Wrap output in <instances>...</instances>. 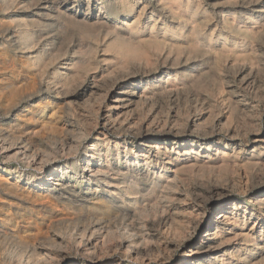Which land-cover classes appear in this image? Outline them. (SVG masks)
I'll return each mask as SVG.
<instances>
[{
  "label": "rangeland",
  "instance_id": "1",
  "mask_svg": "<svg viewBox=\"0 0 264 264\" xmlns=\"http://www.w3.org/2000/svg\"><path fill=\"white\" fill-rule=\"evenodd\" d=\"M131 1L134 6L132 12L126 14L120 9L117 16L111 15L105 19L106 22L116 24L123 30H126L129 24L141 26L139 31L134 32L132 38L130 35L125 36L126 42H118L112 35L107 36L109 32L107 28H101L94 23L86 28L83 25L68 26L63 19L58 21L56 17L53 20L42 21L45 27L38 32L43 35L39 41L54 35L55 38L51 41L55 51L53 53L57 55V58L48 60L46 73H42L39 67L29 64L24 52L16 50L15 43L4 38L6 29H17L20 19L27 22L37 19L30 17V13L24 16L22 13L14 12L15 9L28 10L26 9L28 2L16 5L9 11L0 8V134L3 138L11 140H15L14 136H21L24 144H32L35 146V153L46 158L43 170H35L27 166L23 162V157L2 160V154H0V165L3 170L11 168L14 172L17 169L25 175L30 171L36 174V177H43L47 175L48 165L64 167L68 163L76 171L80 170L79 173L82 175L85 174L82 160L91 158L92 153L89 149L92 144L96 143L101 151L94 160L103 163L106 161L105 155L108 154L110 160L108 163L111 165L124 162L126 154L128 158H134L131 156V150L136 154H142L150 151L149 147L155 144L166 147L169 155L161 157L165 169L158 167L153 169L146 179L139 181L133 179L135 188L132 190L133 194L125 192L126 196L133 198L131 205L137 203L134 208L148 210L147 215H139L138 221L145 225L146 233L141 234L147 240L151 239L148 240L149 242L146 241L151 248L149 249L148 244H144L145 240L142 239L138 247L143 250L147 248L143 251L142 257L132 249L127 251L128 253H122L119 250L114 251L116 248L119 249L120 239L105 238L106 243L113 242L114 249L102 252L105 256L99 264H116L117 261H122L124 264H193L195 262L200 264L206 261V256L198 251V247L220 203L224 205L228 199L241 201L250 211L260 215L257 201L264 202V162H262L264 161V0ZM86 2L85 0L80 4L83 12L79 14V19L96 18L98 9L91 15L86 14L88 5ZM94 2L96 0L92 3ZM111 3L118 5L119 0L116 2L111 0ZM68 4V7H72L74 1ZM98 4L99 7L100 5L108 7L110 2L98 1ZM16 16H19V19L15 23L12 17ZM202 43H204L203 47H201ZM57 70L61 72L59 77H56ZM114 101L116 105L118 104L115 109L112 106ZM42 125L48 128H43ZM15 130L20 132L19 135L13 134ZM71 143H76V147L74 146L72 150ZM61 147L62 149H59ZM63 147L68 154L64 152ZM191 149L197 154L187 155ZM219 150L227 151L229 154L228 164L225 166L218 164L216 157ZM170 156L172 160H177L172 166L168 164ZM176 170L177 179L173 174ZM145 171L146 169L142 168L140 171L136 170L134 174L138 175ZM135 175L134 177H137ZM69 177L67 184H76L73 174ZM15 178L16 176H11V182L24 188L26 176H23L19 182ZM58 179H61V176ZM166 179L175 180V185L165 189ZM98 183L89 184H93L94 187L105 184ZM207 184L226 188L224 190L228 193L227 197L210 200L206 196ZM43 193L38 195L34 192L30 200H26L19 193L16 198L9 199L10 202L3 200L7 206L5 209H10L15 216L17 209L25 210L28 216L34 215L40 219V222L46 223L51 218L53 221L57 215H59L57 219L68 215L67 218L72 221L64 223V226H69L68 230L79 239L78 234L82 224L76 219L81 214L77 209H72L63 202L48 198L52 196L49 193ZM156 203L158 207L155 206ZM83 214H86V210H83ZM90 215L95 221L103 217L96 212ZM262 216L257 220L256 217L251 220L242 232L254 235L263 231L264 212ZM198 220H201L200 225L196 223ZM112 222L114 223V220ZM178 228L183 232L177 230ZM55 229L48 235L57 233ZM240 232L226 239L229 244L224 246L227 248L224 249L230 254L225 259L221 258L224 252L213 256L226 260V264H264V259L257 255L261 250L255 249L249 255L247 249H252L254 244H247ZM66 240L68 242L67 238ZM114 244H118V247ZM125 244L127 246L130 242L125 241ZM144 255L147 257L145 258ZM168 255L171 257L169 258ZM70 258L75 259V254L71 253Z\"/></svg>",
  "mask_w": 264,
  "mask_h": 264
},
{
  "label": "bare ground",
  "instance_id": "2",
  "mask_svg": "<svg viewBox=\"0 0 264 264\" xmlns=\"http://www.w3.org/2000/svg\"><path fill=\"white\" fill-rule=\"evenodd\" d=\"M74 1L72 7H68V3ZM85 0H0V8L3 11H9L10 9L15 8L16 5L23 4L28 2V10L17 11L15 9V13H22L24 16L26 14H31L30 17L37 18L33 22H27L25 20H21L17 24V29H6L5 36L6 40L12 41L16 50L21 51L28 59V63L32 66L39 67V70L42 73H46V69L48 67V60L57 58V55L53 52V45L51 39H54V35L51 38L44 39L39 41L43 35L39 34V30L45 27L42 21L53 20L54 17L59 21L63 19L68 26L70 25H83L88 28L89 24H96V26H100L101 28H107L109 32L108 35H112L115 37L118 42H126V35L133 36L134 32L139 31L141 26L139 24H129L126 30L118 27L116 24H111L106 22V17L111 15L118 14L121 9L124 13H130L134 10V6L132 5L131 0H119L118 5L112 4L111 0H96V2L92 3L94 0H86L88 2L86 14H90L98 9V16L94 19H89L86 17L85 19H79V14L83 12V9L80 7V4ZM98 1L102 2H110L108 7H99ZM116 2V0H114ZM191 1V0H190ZM252 1V0H251ZM86 2V3H87ZM145 2V1H144ZM183 2V1H182ZM139 3V2H138ZM142 5V4H141ZM160 6V5H159ZM140 7V6H139ZM252 7V5H251ZM256 7V6H255ZM176 9V8H174ZM137 10V9H136ZM178 10V9H177ZM159 11V10H155ZM27 12V13H26ZM11 13V12H10ZM191 13V12H190ZM7 14V13H6ZM9 14V13H8ZM154 14V13H153ZM157 14V13H156ZM2 15V14H1ZM21 16V15H20ZM21 16V17H24ZM28 16V15H27ZM124 16V15H123ZM135 16V15H134ZM151 16V15H150ZM189 17V16H188ZM14 22L16 23L19 16L12 17ZM25 18V17H24ZM27 18V17H26ZM11 19V18H10ZM29 19V18H28ZM155 19V18H153ZM152 19V20H153ZM157 19V18H156ZM200 20V19H199ZM193 21V20H192ZM12 22V21H11ZM120 22V21H119ZM170 22V21H169ZM3 23V22H2ZM10 23V22H9ZM63 22V24H65ZM113 23V22H112ZM139 23V22H138ZM151 23V22H150ZM37 24V29H36ZM118 24V23H117ZM120 24V23H119ZM124 24V23H123ZM141 24V23H140ZM165 24V23H164ZM172 25V23H171ZM169 25V26H171ZM60 26V25H59ZM64 26V25H63ZM65 27V26H64ZM63 27V28H64ZM177 27V26H176ZM62 28V29H63ZM144 29V28H143ZM154 29V28H153ZM152 29V30H153ZM157 29V28H156ZM61 30V29H60ZM83 30V29H82ZM158 30V29H157ZM156 30V31H157ZM241 30V29H240ZM42 31V30H41ZM47 31V30H43ZM62 31V30H61ZM145 31V30H144ZM1 32V31H0ZM160 32V31H159ZM62 33V32H60ZM85 33V32H84ZM142 33V32H140ZM145 33V32H144ZM174 33V32H173ZM92 34V33H91ZM105 34V33H104ZM156 34V33H155ZM159 34V33H158ZM161 34V33H160ZM2 35V33H1ZM49 35V32L47 33ZM144 36V35H143ZM1 37V36H0ZM45 37V36H44ZM129 37V36H128ZM142 37V36H141ZM152 38L151 36H148ZM147 37V38H148ZM160 37V36H159ZM3 38V39H4ZM97 38V37H96ZM132 38V37H131ZM130 38V39H131ZM135 38V37H134ZM156 38V37H155ZM168 38V37H167ZM216 38V37H215ZM106 39V38H105ZM112 39V37H111ZM144 39V38H142ZM153 39V38H152ZM157 39V38H156ZM161 39V38H160ZM233 39V38H232ZM136 40V39H135ZM230 40V39H229ZM168 41V40H167ZM171 41V40H169ZM168 41V42H169ZM178 41V40H177ZM191 41V40H190ZM213 41V40H212ZM173 42V41H172ZM61 43V42H60ZM71 43V42H70ZM87 43V42H86ZM130 43V42H129ZM136 43V42H135ZM166 43V42H165ZM174 43V42H173ZM198 44V43H195ZM202 43V46L203 47ZM234 44V43H233ZM130 45V44H129ZM138 45V44H137ZM180 45V44H179ZM226 45V44H225ZM90 46V45H89ZM139 46V45H138ZM137 46V47H138ZM195 46V45H194ZM206 46V45H205ZM204 46V47H205ZM231 46V45H230ZM233 46V45H232ZM108 47V46H107ZM140 47V46H139ZM138 47V48H139ZM143 47V46H142ZM199 47V46H198ZM212 47V46H211ZM1 48V47H0ZM88 48V47H87ZM136 48V47H135ZM207 48V47H206ZM233 48V47H232ZM191 49V48H190ZM210 50V47L208 48ZM88 50V49H87ZM86 50V51H87ZM131 50V49H130ZM134 50V48H133ZM143 50V49H142ZM120 51V50H119ZM123 51V50H122ZM132 51V50H131ZM236 51V50H235ZM251 51V50H250ZM115 52V51H113ZM128 52V51H127ZM153 52V51H152ZM123 53V52H122ZM156 53V52H155ZM225 53V52H224ZM243 53V52H242ZM17 54V53H16ZM60 54V53H59ZM146 54V53H145ZM171 54V53H170ZM200 54V53H199ZM233 54V53H232ZM238 53H236L237 55ZM65 55V54H64ZM85 55V54H84ZM91 55V54H90ZM93 55V54H92ZM158 55V54H157ZM86 56V55H85ZM141 56V55H139ZM146 56V55H145ZM164 56V55H163ZM19 57V56H18ZM63 58V57H62ZM148 58V56H147ZM164 58V57H163ZM169 58V57H168ZM171 58V57H170ZM23 59V58H22ZM65 59V58H64ZM68 59V58H67ZM73 59V58H72ZM128 59V58H127ZM127 59H125L127 61ZM155 59V58H154ZM189 59V58H188ZM215 59V58H213ZM21 60V59H20ZM174 60V59H173ZM178 60V59H177ZM57 61V60H56ZM140 61V60H139ZM149 61V59H148ZM176 61V59H175ZM198 61V60H197ZM8 62V61H7ZM25 62V61H24ZM53 62V61H52ZM70 62V61H69ZM88 62V61H86ZM85 62V63H86ZM151 62V61H150ZM68 63V62H67ZM77 63V61H76ZM79 63H81L79 61ZM78 63V64H79ZM155 63V62H154ZM168 63V62H167ZM176 63V62H175ZM179 63V62H178ZM124 64V63H123ZM170 64V62H169ZM10 65V63H9ZM142 65V64H141ZM178 65V64H177ZM203 65V64H202ZM77 66V65H76ZM81 66V64H80ZM185 66V64H184ZM183 66V67H184ZM83 67V65H82ZM166 67V66H165ZM52 68V67H51ZM196 68V67H194ZM203 68V67H202ZM76 69V68H75ZM80 69V68H79ZM173 69V68H172ZM177 69V68H176ZM20 71V70H19ZM53 71V70H52ZM77 71V70H76ZM142 71V70H141ZM177 71V70H176ZM185 71V70H184ZM183 71V72H184ZM198 71V70H197ZM200 71V70H199ZM30 72V71H29ZM40 72V73H41ZM85 72V71H84ZM186 72V71H185ZM188 72V71H187ZM25 73V72H24ZM33 73V72H32ZM35 73V72H34ZM67 73V72H66ZM78 73V72H76ZM135 73V71H134ZM142 73V72H141ZM189 73V72H188ZM15 74V72H14ZM20 74V73H19ZM38 74V73H37ZM61 72L57 70L56 77H59ZM83 74V73H82ZM73 75V74H72ZM130 75V74H129ZM178 75V74H176ZM199 75V73H198ZM6 76V75H5ZM34 76V75H33ZM82 76V75H81ZM174 76V75H173ZM74 78V76H72ZM133 77V76H132ZM179 77V76H178ZM32 78V76H31ZM42 78V77H40ZM78 78V77H77ZM172 78V77H171ZM174 78V77H173ZM180 78V77H179ZM26 79V78H25ZM68 79V78H67ZM178 79V78H177ZM181 79V78H180ZM51 80V79H50ZM172 80V79H171ZM196 80V78L194 79ZM34 81V80H33ZM173 81V80H172ZM175 81V79H174ZM178 80H176L177 82ZM87 82V81H86ZM66 83V82H65ZM171 83V82H170ZM20 84V83H19ZM32 84V83H31ZM34 84V83H33ZM88 84V83H87ZM95 84V83H93ZM184 84V83H183ZM187 84V83H186ZM61 85V84H59ZM69 85V84H68ZM113 85V84H112ZM172 85V83H171ZM182 85V84H181ZM35 86V85H34ZM33 86V87H34ZM63 86V85H62ZM66 86V85H65ZM177 86V85H176ZM186 86V85H185ZM17 87V86H16ZM60 87V86H59ZM174 87V86H173ZM56 88V87H55ZM66 88V87H65ZM92 88V87H91ZM98 88V87H97ZM96 88V89H97ZM191 88V87H190ZM64 89V87H63ZM193 89V88H192ZM67 90V88H66ZM91 90V89H90ZM176 90V89H175ZM164 91V90H163ZM162 91V94H163ZM170 91V90H169ZM95 92V91H94ZM110 92V91H109ZM11 93V92H10ZM9 93V94H10ZM17 93V92H16ZM108 93V92H107ZM165 93V91H164ZM170 93V92H169ZM19 95V94H18ZM148 95V94H147ZM151 96V95H150ZM158 96V95H157ZM143 97V95H142ZM146 98V97H145ZM144 98V99H145ZM120 99V97H119ZM147 99V98H146ZM168 99V98H167ZM98 100V99H97ZM101 100V99H100ZM140 100L141 97H140ZM171 100V99H170ZM113 101V100H112ZM97 102V101H96ZM141 102V101H140ZM141 104V103H140ZM151 104V103H150ZM97 105V104H96ZM118 105V104H117ZM116 102L114 101L112 106L114 109L117 107ZM144 105V104H143ZM103 105H101L102 107ZM48 107V106H47ZM100 107V106H98ZM106 108V107H104ZM154 109V108H153ZM108 110V109H107ZM101 111V110H100ZM119 111V110H118ZM117 111V112H118ZM107 112V111H106ZM185 113V112H184ZM161 114V113H160ZM51 116V115H50ZM48 116V118L50 117ZM116 116V115H115ZM47 117V116H46ZM121 117V116H120ZM22 118V117H21ZM112 116H110V119ZM107 119V118H106ZM151 119V118H150ZM47 120V119H46ZM125 120V119H124ZM95 121V120H94ZM164 121V120H163ZM48 122V121H46ZM105 122V121H104ZM125 122V121H124ZM49 123V122H48ZM53 123V122H52ZM118 123V122H117ZM145 123V122H144ZM43 124V123H42ZM50 124V123H49ZM108 124V123H107ZM112 124V123H111ZM147 124V123H146ZM142 125V124H141ZM185 125V124H184ZM192 125V124H191ZM43 128H48V126L42 125ZM54 126V125H53ZM52 126V127H53ZM194 126V125H193ZM23 127V126H22ZM51 127V126H50ZM97 127V126H96ZM71 128V127H70ZM150 128V127H148ZM147 128V129H148ZM165 128V127H164ZM193 128V127H192ZM191 128V129H192ZM16 129V128H15ZM51 129V128H50ZM49 129V130H50ZM183 129V127H182ZM197 129V128H196ZM200 129V128H199ZM202 129V128H201ZM2 130V129H1ZM43 130V129H42ZM48 130V129H45ZM44 130V131H45ZM79 130V129H78ZM90 130V129H89ZM106 130V129H105ZM141 130V129H140ZM162 130V129H161ZM181 130V129H180ZM229 130V129H228ZM3 131V130H2ZM16 131V132H15ZM14 135L20 133L15 130ZM25 131V130H24ZM52 131V130H50ZM76 131V130H75ZM92 131V130H91ZM189 131V130H188ZM84 132V131H83ZM108 132V131H107ZM145 132V131H144ZM150 132V131H149ZM184 132V131H183ZM45 133V132H44ZM52 133V132H51ZM91 133V132H90ZM103 133V132H102ZM162 133V132H161ZM188 133V132H187ZM8 134V133H7ZM75 134V132H74ZM146 134V133H145ZM179 134V133H178ZM10 135V134H9ZM19 135V134H18ZM21 135V134H20ZM53 135V134H52ZM81 135V134H80ZM105 135V134H104ZM138 135V134H137ZM136 135V136H137ZM227 135V134H226ZM68 136V135H67ZM141 136V135H140ZM25 137V136H24ZM66 137V135H65ZM64 137V138H65ZM77 137V136H76ZM178 137V136H176ZM181 137V136H180ZM213 137V136H212ZM33 138V137H32ZM63 138V136H62ZM15 140L5 139L0 134V154H2L4 159L14 160L21 159L23 157V162L27 164V166L33 167L35 170H43L45 168L46 158L37 155L34 149L35 146L32 144H24V139L21 136H14ZM63 140V139H62ZM164 140V139H163ZM233 140V139H232ZM67 141V139H66ZM75 141V140H74ZM32 142V141H31ZM54 142V141H53ZM72 142V141H71ZM79 142V141H78ZM122 142V141H121ZM127 142V141H126ZM233 142V141H232ZM231 142V143H232ZM28 143V142H27ZM33 143V142H32ZM56 143V142H55ZM58 143V142H57ZM60 143V142H59ZM183 144H188L187 142H182ZM62 144V142H61ZM71 150L74 148L76 143H71ZM110 146V143H107ZM193 144V143H192ZM195 144V143H194ZM38 146V144L36 143ZM152 145V144H151ZM177 145V144H176ZM166 146V145H165ZM208 146V145H207ZM76 147V146H75ZM98 145L92 144L90 153H92L91 158H86L84 161L85 165V174L82 175L79 171H76L75 168H71V165L68 163L64 167H58L57 165L51 164L48 165L47 175L43 177H36V174L28 171L26 175L24 172L17 171L15 169L12 172V169L3 170L0 165V264H99V261L105 256H103L104 251L109 249H114L113 242L110 244L106 243L105 238L116 237L120 239V247L116 248L114 251L119 250L122 253H125L129 250H134L138 256L144 254L143 248L138 247V245L142 242L141 240H145L146 244L151 239L144 237L141 233L145 232V225L138 221L139 215H143L148 213L146 210H140V208H134L136 204H130L133 201V198H129V196L125 195V192H129L133 194L132 190L134 188L133 179L136 178L137 181L141 179H146L150 172L153 169L158 167L165 169L163 163H161V157L169 155L168 149L161 145H156L149 147L150 151L144 152L142 154H136L133 150H131L132 158H128V154H126L124 158L126 160L124 162H120L119 164L111 165L108 162L109 155L106 154V161L103 163H97L95 161L96 155L100 154L101 151L97 148ZM100 147V146H99ZM56 148V147H55ZM64 148V147H63ZM80 148V147H79ZM135 148V147H134ZM170 148V147H169ZM197 148V147H196ZM42 149V148H41ZM46 149V148H45ZM52 149V148H51ZM59 149H62L59 148ZM76 149V148H75ZM177 149V148H176ZM234 149V148H233ZM119 150V149H118ZM148 150V148H147ZM174 150V149H173ZM242 150V149H241ZM37 151V150H36ZM48 151V150H46ZM50 151V150H49ZM59 151V150H58ZM57 151V152H58ZM61 151V150H60ZM99 151V152H97ZM125 151V150H124ZM176 151V150H175ZM178 151V150H177ZM230 151V150H229ZM228 151V152H229ZM254 151V150H253ZM262 151V150H261ZM14 154L11 155V153ZM64 152L68 154V151L64 148ZM71 152V151H70ZM109 152V147H108ZM120 153V152H119ZM125 153V152H124ZM197 154V152L193 149L189 150L187 155ZM253 154V153H252ZM56 155V154H55ZM117 155V153H116ZM118 158H120V154H118ZM171 155V154H170ZM220 155V156H219ZM228 153L227 151L219 150L217 153V161L221 166H225L228 164ZM111 156V155H110ZM124 156V155H123ZM178 156V155H177ZM219 156V157H218ZM53 157V156H52ZM51 157V158H52ZM73 157V156H71ZM117 157V156H116ZM54 158V157H53ZM65 158V157H64ZM195 158V157H193ZM215 158V159H216ZM260 158V157H259ZM31 159V160H30ZM48 159V158H47ZM67 159V158H66ZM65 159V160H66ZM70 159V158H69ZM168 164L173 165L176 159L172 160V157H169ZM101 160V159H100ZM117 160V159H116ZM231 160V159H230ZM81 161V160H80ZM186 161V160H185ZM198 162L197 159H195ZM261 161V160H260ZM165 162V161H164ZM195 162V163H196ZM236 162V161H235ZM257 162V161H256ZM264 162V161H262ZM194 163V162H193ZM10 164V163H9ZM180 164V163H179ZM197 164V163H196ZM201 164V162L199 163ZM231 164V163H230ZM263 164V163H262ZM165 165V164H164ZM185 165V164H183ZM187 165V164H186ZM195 165V164H193ZM209 165V164H208ZM213 165V163H212ZM233 165V164H232ZM255 165V164H254ZM77 166V165H76ZM82 166V165H81ZM239 166V165H238ZM175 167V166H174ZM178 167V166H177ZM180 167V166H179ZM178 167V168H179ZM5 168V167H4ZM146 169L145 173H141L135 175L134 172L140 169ZM171 168V167H170ZM198 168V167H197ZM176 169V168H175ZM207 169V168H206ZM223 169V168H222ZM221 169V170H222ZM23 170V169H22ZM167 170V169H166ZM173 170V169H172ZM202 170V169H201ZM220 170V171H221ZM224 170V169H223ZM160 171V170H159ZM179 171V170H178ZM225 171V170H224ZM165 172V171H164ZM219 172V171H218ZM73 174V179L76 181V184L70 185L67 184V179H70V175ZM159 173V172H158ZM177 170L173 173L175 175V179H177ZM154 174L155 171H154ZM153 174V175H154ZM161 174V173H160ZM220 174V173H219ZM137 176V177H134ZM152 175V174H151ZM150 175V176H151ZM11 176H16L15 180L19 182L22 177L26 176V184L24 188L20 187L17 183L11 182ZM61 179H58L60 178ZM171 176V175H170ZM49 177V178H48ZM173 177V176H172ZM183 177V176H181ZM48 178V179H47ZM180 178V177H179ZM183 179V178H182ZM14 180V179H13ZM150 180V179H149ZM160 180V179H159ZM181 180V179H180ZM72 181V180H71ZM175 180L166 179L165 189L172 188ZM202 181V180H201ZM92 182H104L103 186H95L93 184H89ZM136 182V181H134ZM150 182V181H149ZM155 182V181H154ZM162 182V181H161ZM164 182V181H163ZM160 183V182H159ZM177 183V182H176ZM99 184V183H98ZM102 184V183H101ZM154 184V183H153ZM139 185V184H138ZM163 185V184H162ZM178 185V184H177ZM221 185V184H220ZM154 186V185H153ZM192 186V185H191ZM223 186V185H221ZM234 186V185H233ZM204 187V186H203ZM226 187V185H225ZM236 187V185L234 186ZM163 189V188H162ZM207 198L218 200L224 197H227V191L224 190L226 188H220L218 186H211L207 184ZM228 189V187H227ZM230 189V188H229ZM232 189V188H231ZM150 190V189H149ZM148 190V192H149ZM191 190H193L191 188ZM241 190V189H240ZM165 191V190H164ZM169 191V190H167ZM233 191V190H232ZM231 191V192H232ZM236 191V190H234ZM40 194L43 192L49 193L50 197L55 201H60L68 206H71L72 209H77V212L81 215L76 219L77 222H80L81 228L79 229V239L74 237V233H71L68 228L69 226H64V223L71 222L70 218L67 216H60L58 219L56 218L53 221L50 219L47 223L45 221H41L40 219L33 216H28V212L25 210L17 209L16 216L13 214L10 209H5V202L3 200H9L11 198H16V196L21 193V195L26 199L30 200L31 196L34 194ZM142 192V191H141ZM153 192V191H152ZM166 192V191H165ZM196 192V191H195ZM198 192V191H197ZM237 192V191H236ZM239 192V191H238ZM241 192V191H240ZM164 193V192H163ZM174 193V192H173ZM230 193V192H229ZM44 194V193H43ZM154 194V193H153ZM160 194V192H159ZM165 194V193H164ZM177 194V193H176ZM171 195V194H170ZM162 196V195H161ZM167 197V195H164ZM169 196V195H168ZM172 196V195H171ZM196 196V195H195ZM201 196V195H200ZM199 196V197H200ZM204 196V195H203ZM202 196V197H203ZM40 197V196H39ZM170 197V196H169ZM231 197V196H230ZM35 198V197H34ZM157 198V196H156ZM155 198V200H156ZM198 198V197H197ZM252 198V197H251ZM177 199V198H176ZM186 199V198H184ZM205 199V197H204ZM261 199V198H260ZM44 200V199H43ZM50 200V199H49ZM168 200V199H166ZM208 200V199H207ZM42 201V200H41ZM177 201V200H176ZM202 201V200H201ZM10 202V200L8 201ZM29 202V201H28ZM52 202V201H51ZM143 202V201H142ZM141 202V203H142ZM171 202V201H170ZM258 206L260 207V215L255 211H250L247 205H244L241 201L228 199L225 204H219L217 211L214 212L212 219L210 221L209 227L206 230L204 237L201 241L200 247H198V251L204 253L206 256V261L201 262L200 264H226V260L220 259L217 256H213L216 254H220L224 252L221 258H224L230 254L227 252V246L229 242V236L238 235V231H243L244 227L247 226L251 220L256 217L262 218V212H264V202L257 201ZM12 203V202H11ZM14 203V202H13ZM55 203V202H53ZM165 203V202H164ZM197 203V202H196ZM202 203V202H201ZM210 203V202H209ZM7 204V203H6ZM156 203L155 206H157ZM162 204V203H161ZM13 205V204H12ZM23 205V204H22ZM150 205V204H149ZM160 205V204H159ZM164 205V204H163ZM9 206V205H8ZM39 206V205H38ZM58 206V205H57ZM161 206V205H160ZM171 206V205H170ZM158 207V206H157ZM169 207V205H168ZM168 207L166 209H168ZM7 208V206H6ZM12 208V207H11ZM19 208V206H18ZM24 208V207H23ZM162 209V207H160ZM197 208V207H196ZM34 209V208H33ZM144 209V208H143ZM146 209V208H145ZM157 209V208H156ZM155 209V210H156ZM165 209V207H164ZM83 210H86V214H83ZM152 210V209H151ZM150 210V211H151ZM32 211V210H31ZM63 211V209H62ZM149 211V212H150ZM197 211V210H196ZM199 211V210H198ZM12 212V213H11ZM96 212L103 215V217L97 218L95 221L94 217H91V213ZM157 212V211H156ZM155 212V213H156ZM161 212V210H160ZM39 213V212H38ZM44 213V212H42ZM141 213V214H140ZM201 213V211H200ZM50 214V213H49ZM55 214V213H54ZM59 214V213H58ZM65 214V213H64ZM70 214V213H69ZM150 214V213H149ZM161 214V213H160ZM203 214V213H202ZM32 215V214H29ZM71 215V214H70ZM101 215V216H102ZM147 215V214H146ZM157 215V214H155ZM162 215V214H161ZM170 215V214H169ZM204 215V214H203ZM72 216V215H71ZM100 216V215H99ZM154 216V215H153ZM167 216V215H166ZM173 216V215H171ZM73 217V216H72ZM143 217V216H142ZM146 217V216H145ZM198 217V216H197ZM149 218V217H148ZM156 218V217H155ZM72 219V218H71ZM142 219V218H141ZM160 219V218H159ZM158 219V220H159ZM192 219V218H191ZM190 219V220H191ZM198 219V218H197ZM200 219V218H199ZM75 220V218L73 219ZM114 220V223L112 222ZM144 220V219H143ZM164 220V219H163ZM152 221V219H151ZM157 221V220H156ZM160 221V220H159ZM179 221V219H178ZM189 221V220H188ZM262 221V220H261ZM75 222V223H77ZM146 222V221H145ZM154 222V221H153ZM172 222V221H171ZM183 224L182 221H180ZM158 223V222H157ZM179 223V222H178ZM194 223V221H193ZM198 225L201 224V220L196 222ZM185 224V223H184ZM191 224V223H190ZM256 224V223H255ZM66 225V224H65ZM169 225V224H168ZM171 225H173L171 223ZM175 225V224H174ZM173 225V226H174ZM188 225V224H187ZM193 225V224H192ZM252 225V224H251ZM72 226V225H71ZM75 226V225H74ZM196 226V225H195ZM257 226V225H256ZM62 227L64 230H62ZM182 227V226H180ZM185 227V225H184ZM56 228V229H55ZM176 228V227H175ZM188 228V227H187ZM240 228L241 230H239ZM263 228V227H262ZM56 230L57 233L53 235H48L52 230ZM196 229V228H195ZM151 230V229H150ZM175 230V229H174ZM179 230V228L177 229ZM182 230V229H181ZM179 230V231H181ZM189 233V229H187ZM73 231V229H72ZM191 231V230H190ZM183 232V231H181ZM240 232V233H241ZM146 233V232H145ZM175 233V232H174ZM185 233V232H184ZM184 233H182L184 235ZM191 233V232H190ZM77 234V233H76ZM75 234V235H76ZM181 234V233H180ZM181 234V235H182ZM192 234V233H191ZM148 235V234H147ZM190 235V234H189ZM242 237L244 241L249 244L253 243V248L247 249L249 255H251L255 249L261 250L257 253L258 256L264 259V230L259 234H244ZM77 236V237H78ZM178 236V235H177ZM185 236V235H184ZM187 236V235H186ZM185 236V237H186ZM203 236V235H202ZM144 237V238H143ZM191 237V236H189ZM188 237V238H189ZM66 238L68 242H66ZM179 238V237H178ZM181 239V238H180ZM232 239V238H231ZM240 239V238H239ZM174 240V239H173ZM187 240V238H186ZM230 240V239H229ZM113 241V240H112ZM125 241L130 242L129 245L125 246ZM147 241V242H146ZM183 241V240H182ZM231 241V240H230ZM118 242V241H117ZM159 243V242H158ZM128 244V243H127ZM148 244V243H147ZM168 244V243H167ZM84 245V246H83ZM118 245V244H114ZM251 245V244H250ZM151 246V245H150ZM155 246V245H154ZM161 246V245H159ZM178 246V245H177ZM118 247V246H117ZM167 247V246H166ZM149 248V244H148ZM151 248V247H150ZM149 248V249H150ZM175 248V247H174ZM188 248V247H187ZM190 248V247H189ZM225 248V249H224ZM164 249V248H162ZM166 249V248H165ZM164 249V250H165ZM124 250V251H123ZM172 250V249H171ZM246 250V249H245ZM153 251V250H152ZM151 251V252H152ZM173 251V250H172ZM171 251V252H172ZM196 251V250H195ZM233 251V250H232ZM150 252V253H151ZM74 253L76 258L71 259L70 254ZM128 253V252H127ZM147 253V252H146ZM145 253V254H146ZM159 253V252H158ZM187 253V252H186ZM193 253V252H191ZM164 254V253H163ZM168 254H171L168 252ZM156 255V253H155ZM133 256V255H132ZM164 256V255H163ZM166 256V255H165ZM257 256V257H258ZM107 257V256H106ZM145 257V255H144ZM147 257V256H146ZM145 257V258H146ZM153 257V256H152ZM170 258L171 256L168 255ZM173 257V256H172ZM255 257V256H254ZM252 257V258H254ZM143 258V259H145ZM151 258V257H150ZM251 258V259H252ZM185 259V258H184ZM229 259V258H228ZM260 259V258H259ZM166 260V259H165ZM191 260V259H190ZM202 261V260H201ZM254 262V261H252ZM262 262V261H261ZM251 263V261H250ZM256 263V262H255ZM116 264H124L122 261H117ZM193 264H196L193 263ZM253 264V263H252ZM263 264V263H262Z\"/></svg>",
  "mask_w": 264,
  "mask_h": 264
}]
</instances>
